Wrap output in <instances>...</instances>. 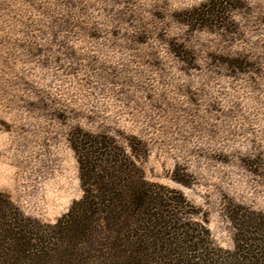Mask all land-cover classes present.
Wrapping results in <instances>:
<instances>
[{"label":"rangeland","instance_id":"rangeland-1","mask_svg":"<svg viewBox=\"0 0 264 264\" xmlns=\"http://www.w3.org/2000/svg\"><path fill=\"white\" fill-rule=\"evenodd\" d=\"M74 134L144 145L234 250L229 208L264 213V0H0V191L26 216L82 198Z\"/></svg>","mask_w":264,"mask_h":264},{"label":"trees","instance_id":"trees-1","mask_svg":"<svg viewBox=\"0 0 264 264\" xmlns=\"http://www.w3.org/2000/svg\"><path fill=\"white\" fill-rule=\"evenodd\" d=\"M71 143L82 198L44 224L0 191V264H264V213L231 206L234 250L223 251L193 205L146 179L134 160L144 145L130 141L129 154L105 134H74Z\"/></svg>","mask_w":264,"mask_h":264}]
</instances>
